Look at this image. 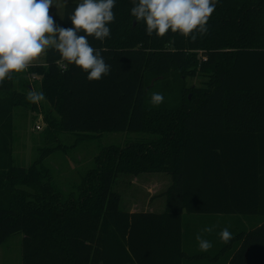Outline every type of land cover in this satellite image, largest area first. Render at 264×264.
Here are the masks:
<instances>
[{
  "label": "trees",
  "instance_id": "trees-1",
  "mask_svg": "<svg viewBox=\"0 0 264 264\" xmlns=\"http://www.w3.org/2000/svg\"><path fill=\"white\" fill-rule=\"evenodd\" d=\"M77 4H66L63 28L74 27L69 15ZM132 6L116 0L110 38H89L103 49L110 75L88 81L78 66L46 50L42 66L13 72L0 86V246L21 232L24 264H183L184 211L257 215L262 225L240 228L217 257L232 250L230 264H264V0H219L208 33L195 42L171 30L147 36L143 21L134 26ZM172 73L207 80L175 93ZM38 76L50 106L45 141L78 137L72 146L39 149L26 168L14 155V113L39 109L27 99ZM149 79L157 83L146 86ZM158 84L164 101L149 105ZM126 132L143 136L103 147L68 192L55 181L51 156ZM157 173L173 180L166 211L121 210L112 191L117 178Z\"/></svg>",
  "mask_w": 264,
  "mask_h": 264
},
{
  "label": "clouds",
  "instance_id": "clouds-1",
  "mask_svg": "<svg viewBox=\"0 0 264 264\" xmlns=\"http://www.w3.org/2000/svg\"><path fill=\"white\" fill-rule=\"evenodd\" d=\"M131 15L136 22L145 24L146 35L162 38L171 33H180L185 39L195 42L205 36L208 21L219 0H131ZM116 0H81L69 15L73 28H63L49 14L53 0H0V86L11 73L23 72L46 50L55 51L62 60L75 64L88 81H99L111 74L112 66L106 62L103 49L94 48L89 41L93 38L103 44L110 38L109 25L115 22L113 8ZM86 35H79L80 31ZM27 99L39 103L45 94L30 90ZM164 101L160 92L151 94L153 106ZM215 226L202 232L212 233ZM218 236L223 243L232 238L227 227ZM199 250L207 252L213 244L201 234L196 235Z\"/></svg>",
  "mask_w": 264,
  "mask_h": 264
},
{
  "label": "rangeland",
  "instance_id": "rangeland-1",
  "mask_svg": "<svg viewBox=\"0 0 264 264\" xmlns=\"http://www.w3.org/2000/svg\"><path fill=\"white\" fill-rule=\"evenodd\" d=\"M81 0H53L54 7H50L49 14L54 17V22L61 27H63V16H60V9H62L61 5H65L67 3H80ZM137 22H134V26H136ZM44 59L34 60L32 64L29 66H42L44 64ZM207 78L201 76H187L186 74L181 77V74L172 73L169 76L168 83L171 88H175V93L179 92V89L182 84L187 87H197L202 88L205 86ZM36 92H41V77L38 76L35 79L30 80ZM157 83L156 80L149 79L146 83V86H153ZM159 88L155 89L153 92H160L161 86L160 84L156 85ZM149 91V90H148ZM152 92V93H153ZM151 93V94H152ZM151 94L147 97V104L152 105L151 103ZM176 95V94H175ZM170 101V95L167 97ZM172 98V97H171ZM189 98L192 99V94H189ZM38 110H17L14 113L15 120V158L18 166L21 167H29L38 157H39V149L43 147H53L58 144H63L66 146H72L76 143L77 135L62 133L58 135L57 141L50 139V141H45V129L46 125L44 121V111L49 110L50 106L47 103L46 99L39 103ZM36 125H44L42 131H36ZM143 135L137 133H116V134H105L98 137L93 142H83L80 143L77 147L72 150H69L67 153H57L51 156L47 163L51 168L63 169V181H58L57 183L64 189L65 191L71 190L69 187L70 184L74 186L75 184H79L80 180V172L83 173L87 169H89L93 163V158L99 154V152L103 149V147L116 145V146H125L128 143L135 142L141 139ZM60 172H54V174H58ZM61 174H59L60 177ZM124 175H120L116 182L113 185L112 191L120 196V203L123 199L124 204L130 203L132 198L137 196L139 202H147L150 198L147 195L146 190H144V185L149 182V179L152 183L156 184V191L154 193L153 198H162L165 193L171 187L173 180L172 177L166 173H157V174H145L139 177L138 180L126 179L123 178ZM77 180V182H76ZM76 182V183H74ZM165 202V199H164ZM20 235H15L8 239L1 248V257L0 264H21L19 263V258H21V249L20 246L16 244L19 240Z\"/></svg>",
  "mask_w": 264,
  "mask_h": 264
},
{
  "label": "crops",
  "instance_id": "crops-1",
  "mask_svg": "<svg viewBox=\"0 0 264 264\" xmlns=\"http://www.w3.org/2000/svg\"><path fill=\"white\" fill-rule=\"evenodd\" d=\"M68 4V3H67ZM62 9H60V16H63V23H64V9L65 5H61ZM46 53V51H45ZM45 53H43L38 59H44L45 60ZM36 59V60H38ZM15 122V120H14ZM45 125V124H44ZM43 125V126H44ZM14 154H15V148ZM56 168H52L53 172H60L55 175V181H63V169L57 168L58 166H55ZM59 174L60 177H59ZM124 175V174H121ZM145 174H141L139 176H133V175H124L126 179H133L136 180L139 179V177L143 176ZM149 182H147L146 185H144V190H146L147 195H149V199L147 202H139V199L137 196L132 198L130 203L124 204L123 199L120 203V209L128 212V213H137V212H149V213H157L162 214L166 211V205H167V198L164 195L162 198H153L154 193L156 191L155 187L156 184L152 183L150 178ZM59 183V182H58ZM165 199V202H164ZM185 214V222H184V252L187 251V258L183 260V264H230L231 259L228 258V253L231 251H227L223 255L218 256V254L221 252V250L225 247L227 243L221 242L218 233L221 229L227 227L229 231L232 233V235L236 234L240 228L245 227L247 232H250L252 230H255L259 228L262 225V220L260 216L253 215V216H239V215H203V216H192L188 215L185 211L183 212ZM208 226H215L214 231L212 233H205L202 232V229ZM201 234L205 239L210 240L213 244V247L207 251V252H201L199 250L198 242L196 240V235ZM234 233V234H233ZM19 240L16 242L18 246H20L21 249V258H19V263H23V252H22V242L24 238V234L21 232L15 233L12 236H10L8 239L15 235H20ZM7 239V240H8ZM6 240V241H7ZM2 246H0L1 251ZM228 254V255H227ZM1 257V252H0Z\"/></svg>",
  "mask_w": 264,
  "mask_h": 264
},
{
  "label": "built area",
  "instance_id": "built-area-1",
  "mask_svg": "<svg viewBox=\"0 0 264 264\" xmlns=\"http://www.w3.org/2000/svg\"><path fill=\"white\" fill-rule=\"evenodd\" d=\"M62 68L65 69L66 66L63 65ZM35 130H36V131H42V130H43V126H42V125H36V126H35Z\"/></svg>",
  "mask_w": 264,
  "mask_h": 264
}]
</instances>
